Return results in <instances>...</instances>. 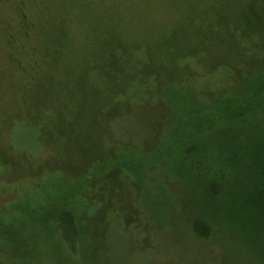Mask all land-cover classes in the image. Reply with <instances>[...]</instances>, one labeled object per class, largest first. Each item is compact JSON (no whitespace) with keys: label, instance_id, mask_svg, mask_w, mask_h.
<instances>
[{"label":"rangeland","instance_id":"obj_1","mask_svg":"<svg viewBox=\"0 0 264 264\" xmlns=\"http://www.w3.org/2000/svg\"><path fill=\"white\" fill-rule=\"evenodd\" d=\"M34 1L38 14L33 32L54 35L62 31V35H56L60 37L59 46L51 44L47 54L51 60L57 56L63 58V71L69 84L63 101L72 103L74 111L80 110L86 99L76 94L74 76L70 71L76 69L79 74L82 64L76 62L72 66L68 57L87 55L84 50L91 49L87 56L92 54L101 60L103 51L112 49L111 46L105 47L104 43L117 35L118 27L126 31L124 37L132 34L129 27L135 29L136 26V35L133 33V38L131 36L135 41L147 35L152 28V20L154 23L164 21L166 30H169L172 21L178 17L181 19L179 9L184 2ZM0 2V16L13 21L16 14L13 7L21 0ZM29 9L28 5L25 12ZM136 14L143 16L141 21L147 31L139 26L138 21L135 24ZM156 30L155 27L152 32ZM135 57L126 66V72L118 77V84L123 89L115 94L116 99L129 104L132 109L128 115L110 122L105 132L95 131L96 139L100 137L106 143L100 148L99 144L87 141L71 145L70 140L78 137L79 133L93 134L85 129L75 130L71 138L56 134L61 101L53 95L50 101H46V115L43 110L42 114L40 110L35 111L34 107L39 102L31 104L29 89L24 87L19 97L15 94L18 88L9 89L10 72L5 68L8 67L6 62L3 65L0 54V65L5 73H9L4 75L0 71V264H264V254L258 258L253 248L237 239L226 224L221 227V232H215L211 240H201L192 231L194 213L200 215L205 212L200 208L203 200L197 202L196 192L204 186L205 178L214 179L219 171L228 175L230 168L225 163L218 167L215 157H211L208 163L205 160L193 164L185 160L182 151L184 138L194 131L192 125L195 123L187 121L186 117L178 121L175 114L171 116L174 120L158 130L160 115H169L167 109L170 108L166 107L170 104L163 98L169 77L159 78L150 65L143 66L144 54L137 56L139 62H134ZM144 63L148 64V61ZM190 66L194 73L182 75L176 71L179 74L177 78L184 80L174 83L186 84L190 86L188 91L200 92L202 79L212 71L213 64L207 59L193 65L190 62ZM47 72L54 73L55 70L47 68ZM220 75L217 73V80L221 79ZM6 89L14 90L13 94ZM199 95L193 97L198 98ZM80 99L82 102L76 104L75 101ZM162 100L166 102L159 104ZM211 101V97L201 94L198 104L207 105ZM198 107L196 112L193 111L194 115L202 116L199 113L201 107ZM255 117L253 123H263L264 111ZM27 119L38 123L37 131ZM226 123L220 119L201 123L197 127L198 136L206 139L209 134L224 128ZM174 129L178 131L171 133ZM170 134L174 135L168 137ZM49 143L55 151L52 156L54 164L73 166L87 153L94 155L96 149L97 153L111 158L124 155L125 169L119 176L115 172L110 174L107 183L104 182L108 190H98L96 200L92 198L94 196L83 195L76 190L75 181L66 182L57 174L46 171L39 178L31 175L35 167L40 166L44 170L45 166L50 167L51 161L44 163L51 154ZM158 149L162 156L154 157ZM207 153L206 159L214 154L213 150ZM114 163L108 160L98 164L96 174L110 171ZM211 163L215 166L211 167ZM111 186L114 189L109 192ZM63 208L70 209L85 227L84 243L76 244L74 250L61 245L53 216L45 218L46 213Z\"/></svg>","mask_w":264,"mask_h":264},{"label":"trees","instance_id":"obj_2","mask_svg":"<svg viewBox=\"0 0 264 264\" xmlns=\"http://www.w3.org/2000/svg\"><path fill=\"white\" fill-rule=\"evenodd\" d=\"M181 3L178 8L181 19L178 17L172 21L169 30H166L167 23L164 21L154 23L152 20V28L147 35L135 41L131 36L136 35V26L135 29L129 27L128 31L132 34L124 37L126 31L118 27L117 35L104 43L105 47L111 46L112 49L104 50L101 60L92 54L87 56L91 49L84 50L87 55L68 57L71 65L76 62L82 64L79 74L76 69L70 71L74 76L76 94L86 99L85 105L74 111L72 103L63 101L69 85L63 71V58L57 56L51 60L47 54L51 44L59 46L58 32L54 35L33 32L38 9L34 0H21L19 5L13 7L16 13L13 21L0 16V54L3 65L6 62L8 67L5 68L10 72L8 87L18 88L15 93L17 97L24 87L29 89L31 104L39 102L34 107L35 111L43 110L44 114L46 101L54 95L57 101H61L56 134L71 138L75 130L85 129L94 135L79 133L78 137L70 140L71 145L87 141L99 144L101 148L106 143L100 137L96 139L95 131L105 132L110 122L128 115L132 109L129 104L115 98L116 92L123 89L118 84V77L126 72L132 57L136 56L134 62H139L137 56L144 54L143 66L150 65L159 78L169 77V85L163 92V98L170 104L166 107L170 108L167 109L169 115H160L158 130L174 120L171 116L175 114L178 121L186 117L187 121L195 123L192 125L194 131L184 138L186 141L182 151L185 160L198 164L205 160L208 163L211 157H215L218 167L225 163L230 168L228 175L219 171L218 177L211 180L205 178L204 186L196 192L197 202L203 200L200 208L205 212L200 215L194 213L195 216L191 218L192 231L201 240H211L215 232H221V227L226 224L237 239L253 248L260 258L264 254V122L253 121L264 111V0H184ZM28 5L31 9L26 13ZM136 15L135 24L138 21L139 26L147 31L141 21L143 16ZM155 27L157 30L152 32ZM58 35H62V31ZM207 59L213 64L212 69L209 67L212 71L202 79L200 92L188 91L190 86L174 83L184 80L177 78L179 74L194 73L190 62L193 65ZM144 61H148V64ZM47 68L55 72H47ZM3 70L0 65V71L9 75ZM176 71L180 73L177 75ZM214 72L221 74V79L217 80V73ZM9 89L6 90L13 94L14 90ZM196 94L209 96L212 101L199 105L200 95L193 97ZM81 102L82 99L75 101L76 104ZM163 102L166 101H159V104ZM197 106L201 107L199 113L202 116L194 115ZM148 115L151 116L150 111ZM210 119L225 120L227 123L224 128L203 139L198 136L197 127ZM27 122L35 131L38 130V123L30 119ZM176 131L174 129L171 133ZM50 146L51 154L44 162L51 161L50 167L45 166L46 170L35 167L31 175L39 178L46 171L57 174L59 179L66 182L75 181L76 190L83 195L90 194L96 200L97 191L107 189L104 182L107 183L110 174L115 172L119 176L125 169L124 155L111 158L97 153L96 149L94 155L87 153L73 166L54 164L52 156L55 151L53 145ZM209 150H213L214 154L206 159ZM155 153L154 157L162 156L159 149ZM108 160L115 162L110 171L96 174L97 165ZM210 166L214 167L215 163ZM112 189L114 186L109 188V192ZM52 216L62 246L67 245L74 250L76 244L84 243L85 227L81 226L70 209H54L46 213L45 218Z\"/></svg>","mask_w":264,"mask_h":264}]
</instances>
